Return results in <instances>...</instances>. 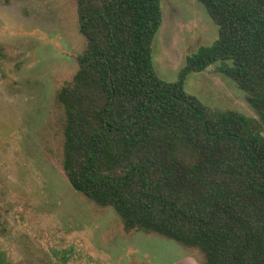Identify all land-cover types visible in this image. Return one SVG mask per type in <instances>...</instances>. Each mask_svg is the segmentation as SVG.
<instances>
[{"label":"trees","instance_id":"1","mask_svg":"<svg viewBox=\"0 0 264 264\" xmlns=\"http://www.w3.org/2000/svg\"><path fill=\"white\" fill-rule=\"evenodd\" d=\"M197 1L219 37L169 82L153 62L162 0H76L86 48L54 100L63 170L128 233L196 250L202 264H264V0ZM210 68L257 119L186 91Z\"/></svg>","mask_w":264,"mask_h":264},{"label":"rangeland","instance_id":"2","mask_svg":"<svg viewBox=\"0 0 264 264\" xmlns=\"http://www.w3.org/2000/svg\"><path fill=\"white\" fill-rule=\"evenodd\" d=\"M154 67L174 82L187 57L219 37L197 0H162ZM86 48L76 0H0V264H202L193 249L125 231L111 208L78 193L63 170L55 95ZM186 91L215 110L257 119L235 83L210 68Z\"/></svg>","mask_w":264,"mask_h":264}]
</instances>
